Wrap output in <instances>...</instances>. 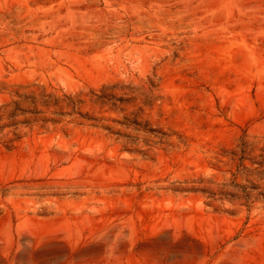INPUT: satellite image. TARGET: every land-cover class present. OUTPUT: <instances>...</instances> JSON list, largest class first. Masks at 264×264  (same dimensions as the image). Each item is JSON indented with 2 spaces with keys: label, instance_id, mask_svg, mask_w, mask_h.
Instances as JSON below:
<instances>
[{
  "label": "rangeland",
  "instance_id": "rangeland-1",
  "mask_svg": "<svg viewBox=\"0 0 264 264\" xmlns=\"http://www.w3.org/2000/svg\"><path fill=\"white\" fill-rule=\"evenodd\" d=\"M0 264H264V0H0Z\"/></svg>",
  "mask_w": 264,
  "mask_h": 264
}]
</instances>
